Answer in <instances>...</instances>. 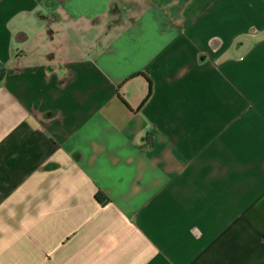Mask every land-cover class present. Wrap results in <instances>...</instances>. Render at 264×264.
Segmentation results:
<instances>
[{
	"label": "crops",
	"instance_id": "0c3cea01",
	"mask_svg": "<svg viewBox=\"0 0 264 264\" xmlns=\"http://www.w3.org/2000/svg\"><path fill=\"white\" fill-rule=\"evenodd\" d=\"M0 66V264H264V0H0Z\"/></svg>",
	"mask_w": 264,
	"mask_h": 264
},
{
	"label": "trees",
	"instance_id": "16d2710c",
	"mask_svg": "<svg viewBox=\"0 0 264 264\" xmlns=\"http://www.w3.org/2000/svg\"><path fill=\"white\" fill-rule=\"evenodd\" d=\"M1 70H2V67L0 66V77H1V75H2V71H1ZM97 197L101 198V197H100V194H97Z\"/></svg>",
	"mask_w": 264,
	"mask_h": 264
}]
</instances>
